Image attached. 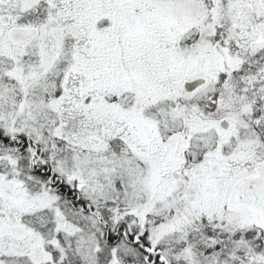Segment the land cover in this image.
<instances>
[{
	"label": "snow or ice",
	"instance_id": "obj_1",
	"mask_svg": "<svg viewBox=\"0 0 264 264\" xmlns=\"http://www.w3.org/2000/svg\"><path fill=\"white\" fill-rule=\"evenodd\" d=\"M0 264H264V0H0Z\"/></svg>",
	"mask_w": 264,
	"mask_h": 264
}]
</instances>
